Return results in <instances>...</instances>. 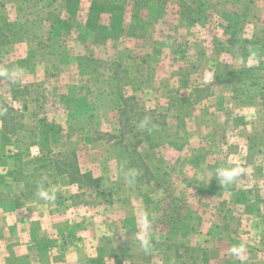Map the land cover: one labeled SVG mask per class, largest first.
Listing matches in <instances>:
<instances>
[{
    "label": "rangeland",
    "instance_id": "rangeland-1",
    "mask_svg": "<svg viewBox=\"0 0 264 264\" xmlns=\"http://www.w3.org/2000/svg\"><path fill=\"white\" fill-rule=\"evenodd\" d=\"M137 2L0 0V69H23L18 80L0 76V117L7 104L36 127L12 136L0 120V235L9 225L44 244L36 233L54 232L27 213L43 201L74 210L76 236L102 232L112 264H264V0ZM232 71L241 77L225 83ZM28 85L25 110L11 94ZM121 95L166 115V124L121 134ZM56 131L53 148L76 149L107 201L88 193L94 204L75 205L78 188L65 176L47 188L54 200L26 193L28 181L41 180L38 143ZM134 149L154 174L149 184L126 175L137 170ZM229 161L244 172L223 187L216 169ZM144 210L153 219L148 252L133 238ZM240 243L244 261L229 252Z\"/></svg>",
    "mask_w": 264,
    "mask_h": 264
},
{
    "label": "trees",
    "instance_id": "trees-1",
    "mask_svg": "<svg viewBox=\"0 0 264 264\" xmlns=\"http://www.w3.org/2000/svg\"><path fill=\"white\" fill-rule=\"evenodd\" d=\"M141 3L142 0H136ZM137 2V3H138ZM0 26V31H1ZM6 38L5 34H2ZM84 60L89 61L91 64L100 63V60L95 58H84ZM244 71V70H243ZM242 72V71H241ZM241 72L232 71L230 76L223 79L225 83H233L240 76ZM244 73V72H243ZM34 86V85H33ZM12 98L23 104L25 110L28 109V101L33 96V91L30 86H18L12 89ZM46 97V96H45ZM138 105L137 97L134 95L126 96L121 95L118 98V106L116 112L120 120L121 134L125 133H135L136 135V126L140 125L142 121L147 120L146 130L152 129L155 126H161L166 124V115L158 113L157 111H147L144 109H137ZM2 114L0 120L2 122V129L6 134L17 136L20 131H24L26 134L34 131L36 127L29 126L23 121L24 115L19 112L14 107H11L7 104L3 106ZM45 121L44 124L47 125V118H43ZM162 119H164L162 121ZM39 125V127H41ZM36 134V133H35ZM57 131L53 134L52 140H48L46 143H38L43 147L42 159L43 162L40 166L35 168V173L39 174L41 180L26 183V193L30 196H37V189L43 185L45 188H49L53 183L57 182L59 176H65L70 185L77 186L78 193H76L71 200L74 198L79 199L75 205H92L94 202L87 200L85 197L88 193H91V196L99 197L100 200L108 199L107 192L101 187V178L95 177L91 172L83 171L80 166L78 151L74 148H69L68 146H59L56 150L53 148V144H57L60 137ZM111 139L115 136L107 135ZM59 137V138H58ZM103 134L99 133L98 139H101ZM149 144H151L150 137L148 136ZM144 143L141 139H137V144L140 145ZM58 145V144H57ZM67 145V144H66ZM42 151V150H41ZM130 155L133 159V164L136 163L135 167L138 170V181L140 183H150L154 174L141 156L140 152L137 149L130 151ZM144 172V173H143ZM33 174L30 175V177ZM74 201V200H73Z\"/></svg>",
    "mask_w": 264,
    "mask_h": 264
},
{
    "label": "crops",
    "instance_id": "crops-1",
    "mask_svg": "<svg viewBox=\"0 0 264 264\" xmlns=\"http://www.w3.org/2000/svg\"><path fill=\"white\" fill-rule=\"evenodd\" d=\"M46 205L43 201L31 202L27 206V213L32 224L42 227V231L51 230L55 235H47V238H44L38 237L40 232H37L36 238L44 243L38 246L32 233H15L11 226H5L0 235V264H112L106 243L102 241V232L91 236L90 232L77 233L76 236L72 231L74 210L60 204L48 209ZM12 217L16 219L14 216H8L7 220L10 222ZM7 230L9 232H6ZM86 238L92 241L89 242ZM13 243L17 246H11ZM32 243L36 246L33 247ZM147 264L160 263L151 261Z\"/></svg>",
    "mask_w": 264,
    "mask_h": 264
},
{
    "label": "clouds",
    "instance_id": "clouds-1",
    "mask_svg": "<svg viewBox=\"0 0 264 264\" xmlns=\"http://www.w3.org/2000/svg\"><path fill=\"white\" fill-rule=\"evenodd\" d=\"M23 73L22 68H15L11 71L8 69H0V76L8 77L12 80H18ZM213 78L212 73H207L205 76V82H210ZM148 121H142L140 127L143 129L147 126ZM244 170L239 165L233 166L232 162L229 161L226 165L218 167L216 169V178L220 185L223 187L233 183L238 177L243 174ZM127 176L131 177L132 180L138 175L137 170L132 169L126 173ZM131 182V181H130ZM39 199L44 201L54 200L56 193L54 189H47L41 185L36 192ZM152 231H153V219L149 211L144 210L141 212L138 223L137 231L133 234V238L138 242L139 247L148 252L152 247ZM230 254L238 258L240 261H244L246 258V246L243 243L232 245L229 249Z\"/></svg>",
    "mask_w": 264,
    "mask_h": 264
}]
</instances>
